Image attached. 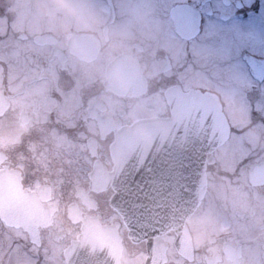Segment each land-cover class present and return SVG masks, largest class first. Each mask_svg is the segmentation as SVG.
Instances as JSON below:
<instances>
[{"label": "flooded vegetation", "instance_id": "1", "mask_svg": "<svg viewBox=\"0 0 264 264\" xmlns=\"http://www.w3.org/2000/svg\"><path fill=\"white\" fill-rule=\"evenodd\" d=\"M245 29L264 43V0H0V203L13 220L0 218V240L15 251L2 248L0 264H264V99L246 84L241 121L222 96L237 79L221 49ZM245 46L264 70V50ZM192 91L215 96L227 121L206 153L205 193L185 218L172 200L138 218V203L115 202L111 146L138 122L170 119ZM156 154L142 192L174 188L157 172L181 170Z\"/></svg>", "mask_w": 264, "mask_h": 264}, {"label": "water", "instance_id": "2", "mask_svg": "<svg viewBox=\"0 0 264 264\" xmlns=\"http://www.w3.org/2000/svg\"><path fill=\"white\" fill-rule=\"evenodd\" d=\"M193 32H196L195 28L187 29L182 24L180 25L181 35L189 37ZM183 101L184 103L180 106L173 107L170 119H160L159 122L158 120L138 122L119 134L116 142L111 146L112 159L115 161V171L111 182L120 196V200H115V202L117 204L124 203V201L131 202L133 201L131 196L136 192L141 201L144 200L146 203L145 207H136V210L142 212L138 218L143 220L150 216L146 211L149 207L155 208L156 218L161 217L163 213L161 206L164 208L168 203L164 200L169 202L172 200L174 205L178 204L180 211L183 212L182 218L195 211L206 189L204 166L206 153L217 141L223 140L226 136L223 115L216 100L205 93L192 91ZM173 142H177L178 145L177 156L181 170L173 172L159 170L157 173L160 179L158 183H170L175 185L174 188L166 186L163 190L149 189L151 191L145 188L142 192V185L145 187L146 182L145 177L143 182L141 177L146 164H149L148 160L158 158L156 154L158 151L160 160H165L167 157L178 159L177 156L170 155ZM177 165L178 162L171 164L172 167H177ZM6 201H3L4 204L0 203V218L11 225L13 220L9 221L5 217L8 208ZM150 201H153L152 204ZM122 210L129 223L133 214L129 213L128 208ZM143 220L139 223L132 220L137 224L138 231H140V224H147L146 220ZM182 221L183 219H180L179 222ZM132 228L134 230L136 227L132 226ZM80 246H83L82 241L77 248H74L75 252L72 256L77 255L76 251L80 249ZM69 262V264H77L75 260Z\"/></svg>", "mask_w": 264, "mask_h": 264}, {"label": "snow or ice", "instance_id": "3", "mask_svg": "<svg viewBox=\"0 0 264 264\" xmlns=\"http://www.w3.org/2000/svg\"><path fill=\"white\" fill-rule=\"evenodd\" d=\"M207 21L201 19L197 22V31H200L201 24H207ZM184 25L186 28H191L192 21L190 18H184ZM209 40H219V37L209 36ZM221 51L225 53L223 62L224 74L231 76L242 83L250 84L257 92V100L264 99V70H258L255 67L248 54V49L243 43L234 42L227 48H222ZM19 247V246H18Z\"/></svg>", "mask_w": 264, "mask_h": 264}, {"label": "rangeland", "instance_id": "4", "mask_svg": "<svg viewBox=\"0 0 264 264\" xmlns=\"http://www.w3.org/2000/svg\"><path fill=\"white\" fill-rule=\"evenodd\" d=\"M245 31L247 33H245L244 37L242 39H240L238 42L243 43L244 46L246 44H248V45L252 46L255 50H258V51L264 50V43L260 44V45H255L252 42V40H255L256 32L255 33L250 32L248 29H245ZM244 86H246L245 83H242L239 80H237L235 92H233L231 90H225V91L222 90L223 99H224V101H226V104H227L225 107V110L229 113L230 117L232 116V114L236 115V116L241 114L238 117V119L241 121H244V119L246 117V115H244V114H246L247 110H248L245 99L243 98L242 93H241V89ZM228 92L231 93V97L228 95ZM242 140H245V142H243L244 147H247V146H245L246 143L247 144L250 143V145H251L252 144V142H251V131H248V133L243 136ZM1 230L2 229L0 227V232H1ZM0 243H1L0 244V251L2 248L5 249L6 246H9V249L14 251L13 245H11V239L10 238H7L6 236L3 235L2 240H0ZM28 263H31V262H28Z\"/></svg>", "mask_w": 264, "mask_h": 264}, {"label": "bare ground", "instance_id": "5", "mask_svg": "<svg viewBox=\"0 0 264 264\" xmlns=\"http://www.w3.org/2000/svg\"><path fill=\"white\" fill-rule=\"evenodd\" d=\"M131 197H132L131 199H132L134 202L138 203L141 207H142V206L145 207V204H146V203H144L143 201H141L139 195L136 194V192H134V193H133V196H131Z\"/></svg>", "mask_w": 264, "mask_h": 264}]
</instances>
